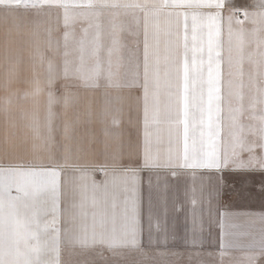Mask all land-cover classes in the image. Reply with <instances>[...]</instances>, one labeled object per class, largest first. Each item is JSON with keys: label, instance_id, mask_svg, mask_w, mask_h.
I'll return each mask as SVG.
<instances>
[{"label": "crops", "instance_id": "crops-1", "mask_svg": "<svg viewBox=\"0 0 264 264\" xmlns=\"http://www.w3.org/2000/svg\"><path fill=\"white\" fill-rule=\"evenodd\" d=\"M153 8L159 16H149V42L154 46L152 51L161 58L167 54L168 41H176L177 34L182 39L185 13L189 23L193 12L201 20L215 18L219 29L216 39L225 59L229 49L234 59L239 58L242 36L247 106L255 96V84L250 77L259 72L264 79V58L260 55L264 53L261 0H228L226 8L195 9L179 5L164 7L160 0H139L136 7H116L113 0L0 2V194L3 197L0 212L4 219V264H61L64 250L109 249L81 247L69 240L65 229L74 213L72 204L79 199L86 183L93 179L102 182L103 173L111 174L141 162L143 98L136 60L130 57L135 53L142 64L145 17ZM233 9H244L247 16L233 14ZM237 18L244 22L237 24ZM85 29L89 37L97 30L101 33L104 49L100 54L105 61L113 36L119 35L123 59L119 74L112 81L106 73L100 75L98 86H86L81 79L78 69L82 55L87 65L94 64L86 53L82 54ZM169 29L171 35L166 34ZM175 64H179L178 59ZM224 68L227 72V63ZM242 160L249 166L257 160L264 163V148L245 152ZM165 175L161 170V184ZM140 178L144 190L143 245L139 250L118 251L196 254L199 264H264V170L259 166H252L251 170H225L222 177L215 172L206 174L202 181V209L199 205L194 208L191 203L190 175L169 178L165 194L157 190L153 174V203L162 207L161 197L166 195L169 228L174 226L180 237L166 247L157 243L155 232L149 240V171L142 170ZM195 184L199 189V173ZM210 196L211 216L207 203ZM176 207L181 210L176 211ZM217 207L229 214L227 219L218 217ZM194 215L198 247L191 244ZM17 217L31 222L33 238L14 248L9 240ZM222 232L229 234L227 239L232 245L223 257L220 255Z\"/></svg>", "mask_w": 264, "mask_h": 264}, {"label": "snow or ice", "instance_id": "snow-or-ice-1", "mask_svg": "<svg viewBox=\"0 0 264 264\" xmlns=\"http://www.w3.org/2000/svg\"><path fill=\"white\" fill-rule=\"evenodd\" d=\"M160 3L164 7L179 5L193 9L228 6V0H223V4L221 0H160ZM113 4L116 7H136L139 0H123L122 5L121 0H113ZM261 6L264 7V0H261ZM235 13L247 16L244 9H233V14ZM220 15L222 17L223 12ZM149 16H159V12L153 8L145 17L142 64L141 58L136 57L135 53L130 57L136 60V76L140 79L139 87L143 98L141 162L135 166H125L111 174L105 172L102 182L93 179L90 184L86 183L81 188L79 199L72 204L74 213L65 231L70 241H75L84 248L105 247L113 251L142 248V170L149 171V240L151 241L155 232L157 243L165 247L180 237L174 226L169 228L166 195L161 197L162 207L153 203V174L156 175L157 190L165 194L169 189V178L175 180L186 174L190 175L193 180L191 203L194 208L199 205L202 209V181L206 174L215 172L222 177L225 170H251L252 166H259L264 170V163L258 160L254 161L252 166L246 165L242 160L245 152L264 148V79L260 78L259 72L255 77H250L255 84V96L246 106L242 36L239 38V58L234 59L229 49V55L225 59L222 47L216 39L219 29L216 28L215 18L201 20L198 13L193 12L189 23L185 13L182 39L177 34L176 41H168L167 54L161 58L152 51L154 46L149 42ZM231 19L230 15V23ZM243 22L240 18L236 20L237 24ZM166 34L171 35L170 29ZM229 35H232L231 27ZM155 47H159V30ZM81 49L82 54L86 53L94 62L93 65H87V60L82 55V65L78 71L86 86H98L102 73H106L109 81L118 76L123 59L118 34L113 36L112 45L107 49V61L100 54L104 44L99 30L89 37L88 30L85 29ZM260 55L264 58V53ZM176 59L179 60L178 65L175 64ZM225 63L228 65L227 72ZM161 170L166 172L162 184ZM197 173L200 174L201 180L199 189L195 184ZM216 195H219L218 189ZM2 200L0 194V207ZM207 203L211 216V196ZM175 210L181 209L176 207ZM216 212L218 217L227 219L229 216L226 212H220L219 207ZM192 223L191 244L198 247L200 245L195 234V215ZM218 224L221 228L225 226L219 220ZM3 227L4 219L0 212V264H4ZM200 231H203L202 224ZM228 235L221 233V257L232 246L227 239ZM32 238L31 222L17 217L9 240L10 246L19 248L20 244H27Z\"/></svg>", "mask_w": 264, "mask_h": 264}, {"label": "rangeland", "instance_id": "rangeland-1", "mask_svg": "<svg viewBox=\"0 0 264 264\" xmlns=\"http://www.w3.org/2000/svg\"><path fill=\"white\" fill-rule=\"evenodd\" d=\"M57 0H0V2L36 4ZM61 264H199L198 256L167 252H120L111 249H69L62 252Z\"/></svg>", "mask_w": 264, "mask_h": 264}]
</instances>
